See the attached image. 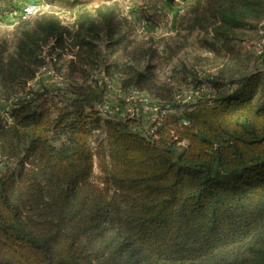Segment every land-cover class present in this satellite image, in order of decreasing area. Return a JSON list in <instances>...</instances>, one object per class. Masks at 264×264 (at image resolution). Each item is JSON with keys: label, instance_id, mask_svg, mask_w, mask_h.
Segmentation results:
<instances>
[{"label": "trees", "instance_id": "1", "mask_svg": "<svg viewBox=\"0 0 264 264\" xmlns=\"http://www.w3.org/2000/svg\"><path fill=\"white\" fill-rule=\"evenodd\" d=\"M47 2L73 21L47 11L17 22L12 51L0 42V100L48 66L63 101L36 91L0 119V264H264V70L242 58L264 0H186L169 56L194 37L218 69L204 81L200 62L184 65L177 85L158 80L151 44L128 39L118 2ZM199 82L215 94L146 133L97 108L112 84L172 101Z\"/></svg>", "mask_w": 264, "mask_h": 264}, {"label": "rangeland", "instance_id": "2", "mask_svg": "<svg viewBox=\"0 0 264 264\" xmlns=\"http://www.w3.org/2000/svg\"><path fill=\"white\" fill-rule=\"evenodd\" d=\"M40 0H0V42L6 41L8 51L14 49L16 41V25L18 24V15L22 8L29 3ZM47 2V0H41ZM118 2L123 16L125 17V30L128 32V39L135 43L147 42L157 52V59L155 63L157 65L156 74L159 81L173 82L178 84L182 80V67L185 65L188 68H192L195 64L200 62L201 65H197L200 71V76L204 79L211 77V74L215 75L217 69L211 65H205V61L201 60L203 57L218 58L214 51H210L204 47L200 41H197L194 37L190 40V44L179 51L176 56L170 57L168 51V44L173 45L180 31L181 26V13L184 10L186 0H83V5L88 7H95L102 3ZM52 8L58 12L60 18L64 22H70L74 19V11L66 7L65 4L54 3ZM252 31H246V40H250L254 36ZM247 40V41H248ZM244 42L242 49V58L246 59V55L249 53L246 44ZM245 46V47H244ZM254 67H251V70ZM179 72V73H178ZM59 83L55 77L50 75H43L42 78L35 83V90L41 93H46V101L48 104L57 103L62 104L63 101L58 99L53 90ZM120 85L112 84L106 92L105 100L111 105V109L114 112L120 113L123 109V113L128 115L125 118L137 119L142 126L134 125L141 133L149 128L150 122L154 121V116L148 113H139L138 115H131L128 112L129 104L127 103ZM182 91L187 89L197 90L199 95H214V89L206 82H199L197 84H183ZM139 88V87H138ZM140 89V88H139ZM143 91L142 89H140ZM153 101L169 102L171 103V112L182 115L183 108L179 107L176 100L162 101L152 98L147 92L143 91ZM10 100H0V119H7L8 106H12ZM133 109L136 107L133 106ZM183 119V118H182ZM96 173L97 172L96 170Z\"/></svg>", "mask_w": 264, "mask_h": 264}, {"label": "built area", "instance_id": "3", "mask_svg": "<svg viewBox=\"0 0 264 264\" xmlns=\"http://www.w3.org/2000/svg\"><path fill=\"white\" fill-rule=\"evenodd\" d=\"M47 11H52L58 14V12L56 10H54L52 8V5H50L48 2H44V1H35L32 3H29L28 5H26L25 7L22 8L21 12L18 15V22L21 20H26L29 19L31 17H34L36 15L45 13ZM247 49H249L250 51H252L258 61L261 63L262 69L264 70V19H262V21L260 22L259 25V29H258V36L256 39L250 41L247 43ZM43 75H50V76H54L55 79L58 81V77L55 74V70H53L52 68L48 67V66H44L36 75L35 79L32 80L31 82L28 83V87L27 90L23 93H21L20 95H17L16 97L12 98L10 101H12V106H8V112H7V120L11 121V117H10V110L12 109V107L14 106V103L23 99H29L33 96V92H36L37 90H35L34 86L35 83L38 82ZM97 78L99 80L100 76L98 75ZM59 83V87L62 86V84L58 81ZM111 87V85H109V88ZM122 90V89H121ZM123 95L127 101V103L130 105L129 108L127 109L128 112L131 113V115L135 116L138 115L139 116V111L142 115V113H148L151 114L152 116H154V120L157 119L160 114H164V113H168L171 112L170 107H171V103L169 102H161V101H153L151 100L147 95H145V93L143 91H141L137 86H131L125 90H122ZM199 92V91H198ZM197 92V90H193V89H187L181 93H179L175 100L177 102V104L179 105V107H182L183 109H185L186 107L190 106L193 102H195L199 97L205 96L203 95H199ZM211 96V95H206ZM133 106L136 107V109H133ZM98 110L100 111V113L103 116H118L121 118H125L126 115H128V113L126 112V114L123 113V109H119L121 110L120 113L114 112L111 109V105L107 103V101L104 99L103 102H101L100 104L97 105ZM174 113V112H171ZM183 121L185 122V119H183ZM136 129V128H134ZM5 158L2 156L1 152H0V165L4 163Z\"/></svg>", "mask_w": 264, "mask_h": 264}]
</instances>
